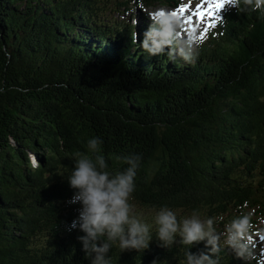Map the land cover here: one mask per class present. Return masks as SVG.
Here are the masks:
<instances>
[{"label":"trees","instance_id":"1","mask_svg":"<svg viewBox=\"0 0 264 264\" xmlns=\"http://www.w3.org/2000/svg\"><path fill=\"white\" fill-rule=\"evenodd\" d=\"M178 2L0 0V264H255L264 0L193 48L120 17Z\"/></svg>","mask_w":264,"mask_h":264},{"label":"rangeland","instance_id":"2","mask_svg":"<svg viewBox=\"0 0 264 264\" xmlns=\"http://www.w3.org/2000/svg\"><path fill=\"white\" fill-rule=\"evenodd\" d=\"M131 3L129 2V5ZM132 12L135 14V16L133 17H129L130 11H125L123 9H120L119 11L121 12L120 17L126 19H129L130 24L133 26V28L136 27V24L141 20V19H148V20H152L155 18H161L160 14L162 10L165 9L164 5L161 4H156V5H152L150 7H143L142 5L139 4H132ZM166 8L169 10L172 7H167ZM142 13H144V15L142 16ZM219 13L217 14L216 18L218 17ZM169 16V15H168ZM168 18V17H167ZM163 21L166 22V19H163ZM134 22V23H133ZM186 23V21L184 22H178L175 20V23L173 24L177 26V29L180 30V32H176L177 37H179L181 39L182 44L185 43L186 41L189 42V46H196L198 45L201 41H203L205 39L206 36V27H207V22L206 19L200 21L198 24H190L188 25L187 23V27L185 28H180L178 26ZM179 24V25H178ZM149 35V34H148ZM152 35V34H150ZM193 48V47H191ZM31 162H33V158L30 157ZM151 212L147 211L146 213H144V219H147V217H150ZM254 222L251 223L248 227L246 228L244 231H237L238 234L237 236L243 238V240H246L249 244H251L252 247V254L259 256L258 260L256 261L257 264H260V257L262 256V260L264 259V253L262 254V252H260V250H263L262 248H264V241H261L259 239V235L262 234L264 236V216L262 214H257L254 213ZM151 219V218H150ZM244 229V228H243ZM215 233V232H214ZM217 234L221 237H226L224 235V232L222 231V229H220ZM261 260V263H262ZM264 262V261H263Z\"/></svg>","mask_w":264,"mask_h":264},{"label":"bare ground","instance_id":"3","mask_svg":"<svg viewBox=\"0 0 264 264\" xmlns=\"http://www.w3.org/2000/svg\"><path fill=\"white\" fill-rule=\"evenodd\" d=\"M218 242V241H217Z\"/></svg>","mask_w":264,"mask_h":264}]
</instances>
